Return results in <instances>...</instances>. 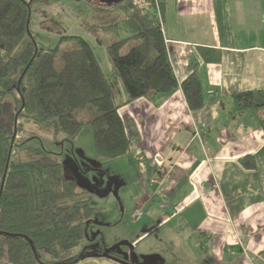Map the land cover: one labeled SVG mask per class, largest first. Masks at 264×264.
I'll use <instances>...</instances> for the list:
<instances>
[{"label": "crops", "instance_id": "obj_1", "mask_svg": "<svg viewBox=\"0 0 264 264\" xmlns=\"http://www.w3.org/2000/svg\"><path fill=\"white\" fill-rule=\"evenodd\" d=\"M161 22L178 82L196 63L204 104L190 110L180 87L119 104L129 150L140 160L120 210L129 202L128 217L134 207L143 212L125 247L100 241L103 252L75 264H129L107 255L110 246L138 264H264V130L254 110L233 102L239 91L264 90V0H165ZM199 47L216 59L204 61ZM154 154L162 161L152 168ZM61 157L79 188L76 166ZM149 237L156 242H143Z\"/></svg>", "mask_w": 264, "mask_h": 264}, {"label": "trees", "instance_id": "obj_2", "mask_svg": "<svg viewBox=\"0 0 264 264\" xmlns=\"http://www.w3.org/2000/svg\"><path fill=\"white\" fill-rule=\"evenodd\" d=\"M56 1L0 0V264H75L98 252L81 245L96 207L84 196L87 190H78L76 181L65 176V164L49 158L10 159L24 126L32 124L73 140L90 124L94 151L106 159L124 155L130 146L115 88L89 43L66 34L57 19L47 18L41 26L58 33V43L49 48L37 45L29 27L31 5ZM87 1L96 21L82 25L98 42H103L102 34L115 32L120 21L128 27V36L105 46L111 72L126 92L123 103L168 95L180 87L190 110L203 106L197 64H190L181 82L173 71L162 31L165 0ZM68 40L74 45L62 48ZM129 41L134 43L121 54ZM199 52L204 61L217 57L209 48L199 47ZM233 102L236 110H254L264 130L263 89L239 91ZM89 104L95 109L90 119L82 113ZM71 197L75 199L60 201ZM106 253L121 259L110 248Z\"/></svg>", "mask_w": 264, "mask_h": 264}, {"label": "rangeland", "instance_id": "obj_3", "mask_svg": "<svg viewBox=\"0 0 264 264\" xmlns=\"http://www.w3.org/2000/svg\"><path fill=\"white\" fill-rule=\"evenodd\" d=\"M96 1L99 0H90L92 3ZM95 16L96 12L94 7L87 0H58L48 5L33 3L31 5L29 27L35 37L37 45L44 48L55 46L60 37L58 33L47 31L42 28L41 22L47 18L57 19L64 27L66 34L78 35L85 39L91 46L102 70L106 73L110 83L115 88V102L120 104L126 97V92L121 80L114 78L111 72V64L105 46L111 41L128 36V27L124 21H120L117 24L118 26L115 32L102 34L103 42L100 43L82 25V22L94 23L96 21ZM133 43L134 41H129L123 45L120 49V53H126ZM73 45L74 42L70 40L60 44L62 48H69ZM94 111V107L89 104L82 113L84 117H89L90 119L93 117ZM24 128L25 129L18 132L17 136L19 138L12 146L10 154L11 160L24 161L34 158H49L62 162L63 159L61 156L64 154L69 159L68 161L76 166V178L79 184V188L77 187V189L81 190V185H86L87 187L88 191L84 196L90 198L91 204L95 206L96 209L89 218V227H87L85 231L81 245L86 244L99 252H103L106 248L103 246L97 248V246L100 245V241L106 242L109 245L121 242V246L125 247V239L131 240L128 238L130 235V227L134 226V219L127 216V212L131 210L133 205L128 202V205L124 206V209L128 208L125 213L121 212L120 204L121 201L127 202L136 188L135 173L136 169L139 168L140 160L133 155V150L131 149L123 156L114 159H106L98 156L93 148L92 129L90 124H85L73 140L61 138L60 133L55 135L53 131H43L42 128L32 124L24 126ZM67 173H65V176L71 179L72 176ZM113 173L119 175L114 176ZM150 179L151 178H149V182ZM150 184L153 183L150 182ZM73 199L75 198L71 197L60 201L70 202L73 201ZM138 209L141 210L142 214V209ZM120 216L124 219H120ZM100 217H106L105 219H107L108 222H105L106 224L101 225L100 228L99 226L93 227L94 224L92 223L99 222ZM98 231L99 234L95 236V233ZM129 237L132 238L131 236ZM155 239L157 240V238ZM155 239L149 237L148 240L143 242L154 244V242H156ZM109 248H111L112 251L114 250L113 246ZM76 250L78 251L79 247ZM136 251L137 248H134V254ZM124 258L127 261L129 260L127 257ZM142 259L140 260L141 262ZM119 260L124 261L122 257ZM129 261H131V259Z\"/></svg>", "mask_w": 264, "mask_h": 264}, {"label": "built area", "instance_id": "obj_4", "mask_svg": "<svg viewBox=\"0 0 264 264\" xmlns=\"http://www.w3.org/2000/svg\"><path fill=\"white\" fill-rule=\"evenodd\" d=\"M161 161H162L161 156L159 154H154L150 157L148 164L150 167L155 168V167H159L161 165ZM150 182L155 183L156 180L151 178ZM140 214H141V210H139L138 207H134L131 214H130V217L135 220V219H138L140 217Z\"/></svg>", "mask_w": 264, "mask_h": 264}, {"label": "water", "instance_id": "obj_5", "mask_svg": "<svg viewBox=\"0 0 264 264\" xmlns=\"http://www.w3.org/2000/svg\"><path fill=\"white\" fill-rule=\"evenodd\" d=\"M115 1H118V0H107V2H115Z\"/></svg>", "mask_w": 264, "mask_h": 264}, {"label": "bare ground", "instance_id": "obj_6", "mask_svg": "<svg viewBox=\"0 0 264 264\" xmlns=\"http://www.w3.org/2000/svg\"><path fill=\"white\" fill-rule=\"evenodd\" d=\"M131 214V213H130Z\"/></svg>", "mask_w": 264, "mask_h": 264}]
</instances>
